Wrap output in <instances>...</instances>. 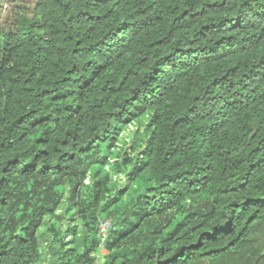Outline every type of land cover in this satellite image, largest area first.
I'll return each mask as SVG.
<instances>
[{
	"label": "trees",
	"instance_id": "trees-1",
	"mask_svg": "<svg viewBox=\"0 0 264 264\" xmlns=\"http://www.w3.org/2000/svg\"><path fill=\"white\" fill-rule=\"evenodd\" d=\"M32 10L0 26V264H264V0Z\"/></svg>",
	"mask_w": 264,
	"mask_h": 264
},
{
	"label": "rangeland",
	"instance_id": "rangeland-1",
	"mask_svg": "<svg viewBox=\"0 0 264 264\" xmlns=\"http://www.w3.org/2000/svg\"><path fill=\"white\" fill-rule=\"evenodd\" d=\"M35 0H0V26H8L15 15L24 11L33 14V5ZM251 245L258 252V255L264 256V222H258L250 233Z\"/></svg>",
	"mask_w": 264,
	"mask_h": 264
},
{
	"label": "built area",
	"instance_id": "built-area-1",
	"mask_svg": "<svg viewBox=\"0 0 264 264\" xmlns=\"http://www.w3.org/2000/svg\"><path fill=\"white\" fill-rule=\"evenodd\" d=\"M114 228H115V222L112 217H105L100 221L99 249L101 253L107 252V243Z\"/></svg>",
	"mask_w": 264,
	"mask_h": 264
}]
</instances>
